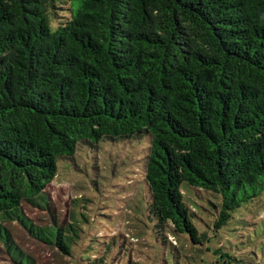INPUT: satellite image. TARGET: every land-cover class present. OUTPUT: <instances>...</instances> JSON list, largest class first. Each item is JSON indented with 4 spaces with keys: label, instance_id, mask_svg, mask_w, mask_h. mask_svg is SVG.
Instances as JSON below:
<instances>
[{
    "label": "trees",
    "instance_id": "obj_1",
    "mask_svg": "<svg viewBox=\"0 0 264 264\" xmlns=\"http://www.w3.org/2000/svg\"><path fill=\"white\" fill-rule=\"evenodd\" d=\"M143 136L151 211L194 243L182 183L218 196L215 230L264 190V0H0V241L20 264L3 223L47 206L58 160ZM30 226L72 256L79 227Z\"/></svg>",
    "mask_w": 264,
    "mask_h": 264
},
{
    "label": "rangeland",
    "instance_id": "obj_2",
    "mask_svg": "<svg viewBox=\"0 0 264 264\" xmlns=\"http://www.w3.org/2000/svg\"><path fill=\"white\" fill-rule=\"evenodd\" d=\"M148 137L78 146L57 162L47 184V206H21L28 225L5 221L10 239L32 264H264V190L231 212L218 229L213 222L219 198L181 184L195 225L207 239L194 243L186 233L161 226L144 186ZM76 225L78 238L66 256L33 234L32 227ZM0 264H20L0 241Z\"/></svg>",
    "mask_w": 264,
    "mask_h": 264
}]
</instances>
